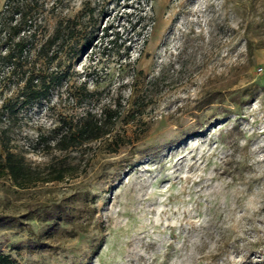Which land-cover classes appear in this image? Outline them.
Here are the masks:
<instances>
[{"label": "rangeland", "instance_id": "rangeland-1", "mask_svg": "<svg viewBox=\"0 0 264 264\" xmlns=\"http://www.w3.org/2000/svg\"><path fill=\"white\" fill-rule=\"evenodd\" d=\"M6 150L32 171L0 176L13 264H264V0H0Z\"/></svg>", "mask_w": 264, "mask_h": 264}, {"label": "trees", "instance_id": "trees-1", "mask_svg": "<svg viewBox=\"0 0 264 264\" xmlns=\"http://www.w3.org/2000/svg\"><path fill=\"white\" fill-rule=\"evenodd\" d=\"M140 18H142V16L139 15L136 21ZM128 22L131 27H134V23H132L131 19ZM142 29H145L144 25ZM118 32L119 31H116L114 33V36L110 39V43L117 44V41L120 39L121 41H119L118 44L124 42L125 39L121 38ZM24 45L25 44L20 46V53ZM29 93L33 98L44 96L47 93V87H43L41 90L31 88ZM119 114L120 110L118 108L110 109L109 111L102 109L99 117L90 111H86L81 119L75 123L69 124L57 133L55 137V146L59 149H67L70 146L80 144L84 141L110 134L113 130L114 119H116ZM111 142L116 143L117 146L123 144L118 141V135H114ZM56 172L57 175L47 180L63 178L64 175L62 170L59 169ZM31 173L32 171L25 166L23 160L15 156L11 151L6 150L4 156L0 153V176L9 175L18 185H23L30 179L29 175ZM0 264H13V260L8 255L0 254Z\"/></svg>", "mask_w": 264, "mask_h": 264}]
</instances>
